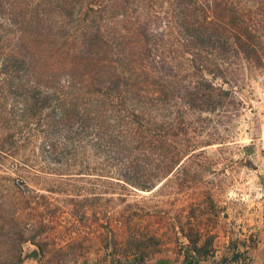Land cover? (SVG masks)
Listing matches in <instances>:
<instances>
[{
	"label": "rangeland",
	"instance_id": "rangeland-1",
	"mask_svg": "<svg viewBox=\"0 0 264 264\" xmlns=\"http://www.w3.org/2000/svg\"><path fill=\"white\" fill-rule=\"evenodd\" d=\"M233 1L257 32V58L231 55L227 82H214L230 90L233 99L214 111L191 114L190 143L198 149L182 163L184 170L149 191L124 181L120 170L130 167L148 181L163 164L145 145L138 149L124 141L111 101L88 97L95 86L67 73L66 59L54 54L59 38L48 43L52 37H43L36 72L21 80L35 81L39 75L45 84V77L54 78L53 112L44 109L34 119L22 115V99L4 91L0 71V264H129L141 249L153 255L149 264L158 258L187 264L182 228L194 233L197 227L201 238L217 240L212 256L196 264L264 263V0ZM142 2L132 14L164 30L166 36L156 42L171 66V85L197 82L189 53L184 55L174 31L168 36L174 5ZM57 21L52 13L45 22ZM0 22H5L2 15ZM72 33L69 28L65 34ZM102 59L109 62L106 55ZM50 67L52 74L46 72ZM139 81L151 83L156 75L148 70ZM150 89L143 88L141 96L153 115L168 116L174 108L152 101L146 95ZM160 135V129L153 132L155 138Z\"/></svg>",
	"mask_w": 264,
	"mask_h": 264
},
{
	"label": "trees",
	"instance_id": "trees-1",
	"mask_svg": "<svg viewBox=\"0 0 264 264\" xmlns=\"http://www.w3.org/2000/svg\"><path fill=\"white\" fill-rule=\"evenodd\" d=\"M142 1L0 0V15L5 20L0 22V71L4 76L1 83L4 91L22 99V115L28 113L34 119L44 109L53 112L54 78L45 77V84L39 75H35V81L21 80L36 72L40 64L36 53L43 47V37H52L48 43L59 38L61 45L54 54L66 59L67 73L72 78H85L95 86L88 91V97L111 101L109 107L124 129V141L134 143L138 149L145 145V151L149 153V149L163 164L160 174L148 181L130 172V167L120 170L124 181L149 191L174 171L184 170L182 163L198 149L197 144L190 143L191 114L214 111L226 104L228 97L233 99L230 90L216 85L214 79L227 82V61L233 54L245 59L257 58V32L247 26L233 0H167L174 5L175 14L173 30L168 36L175 34L173 38L183 47L184 55L189 53V66L198 75V81L192 84L171 85L168 72L171 66L166 57L159 55L156 42L158 37L166 35L159 23L153 28L149 18H139ZM133 11L137 14L133 15ZM52 13L60 22L58 30L57 22L49 25L45 22ZM69 28L73 30L71 36L65 34ZM105 55L109 62L102 59ZM52 69L46 72L52 74ZM148 70L156 75V81L141 83V74ZM143 88H151L146 95L152 101L174 110H168L165 117L153 115L152 106L141 96ZM98 102L100 108L102 103ZM66 127L69 131V126ZM157 129L161 135L155 138L153 132ZM156 149L160 153H154ZM182 231L188 239L187 264L212 256L214 235L203 239L198 227L194 233L183 228ZM139 247L136 245V249ZM152 256L141 249L132 253L129 264H145Z\"/></svg>",
	"mask_w": 264,
	"mask_h": 264
},
{
	"label": "crops",
	"instance_id": "crops-1",
	"mask_svg": "<svg viewBox=\"0 0 264 264\" xmlns=\"http://www.w3.org/2000/svg\"><path fill=\"white\" fill-rule=\"evenodd\" d=\"M217 240V238H215V241ZM215 241H213V242H215ZM214 247H216L215 245H214ZM158 259H162V260H157V261H155V263L154 264H172V260H163V258H158ZM150 262H146L145 264H149Z\"/></svg>",
	"mask_w": 264,
	"mask_h": 264
}]
</instances>
